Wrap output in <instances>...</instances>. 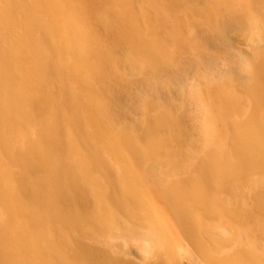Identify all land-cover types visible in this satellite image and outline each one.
Masks as SVG:
<instances>
[{
	"label": "bare ground",
	"instance_id": "obj_1",
	"mask_svg": "<svg viewBox=\"0 0 264 264\" xmlns=\"http://www.w3.org/2000/svg\"><path fill=\"white\" fill-rule=\"evenodd\" d=\"M98 1L102 13L89 21L90 13H98L94 0H0V75L4 76L3 80L19 82L13 93L17 107L11 104L0 110L4 115L0 119V139L10 151L14 148L13 136L8 135L11 132L21 135L17 140L34 143L27 137L28 133L36 132L37 125L40 128L41 116L48 110L41 101L42 92L53 104H60L61 91L48 89L46 83L51 80L59 89L67 84L71 73H64L62 64L67 55L75 68L74 76L89 78L95 83L104 78L114 85L116 96L132 117L140 105L154 106L144 97L146 88L151 87L159 95L183 92L190 99L189 96L195 97L196 83L193 85L194 82L188 80L189 73L204 66L214 75L215 64L219 60L224 62L221 57L205 54L196 55L181 66L178 64L176 70L161 65L167 53L159 47H163L162 44L169 47L178 41L170 33H163L162 28H156L151 17L154 6L148 0ZM166 3L175 11L183 9L177 3L167 0ZM201 17L211 23V8L206 7ZM253 21L249 19L245 23L252 26ZM243 26L238 17H231L226 23L216 24L217 28L210 29V34L201 29L198 34L206 36L207 41L223 37L218 41L228 47L227 32L232 28L243 29ZM20 27L27 33L21 32ZM258 34L254 41L264 42V37L260 39ZM5 47H33L34 50H29L32 63L19 67L15 55ZM52 47L70 49L60 52ZM116 53L122 57L115 59ZM231 59L232 69L246 81V75L241 72L248 63ZM88 60H93L94 67ZM141 61L150 66L158 81L145 86L144 80L148 79L140 77L141 70L137 67ZM4 64L9 68L3 73ZM47 66H51L52 72ZM112 68L119 70L116 77L110 74ZM119 86L124 91L117 93ZM0 90L7 97V91ZM247 92L255 97L264 89L249 84ZM256 98L255 107L260 105ZM213 100L230 114L238 109L239 102L223 91H216ZM188 109H192L191 106ZM32 111L37 117H31ZM86 111L90 115L95 113L91 107ZM205 113L206 109L204 112L187 110L192 128L187 130L191 133L186 139L198 155L202 153L201 160L207 167V171L197 170L195 174H187L192 164L180 157L187 149L180 144L178 151L168 153L173 158L171 173L174 174H161L156 163L151 162L154 156L146 139L135 143L134 147L142 163L153 164L148 166L149 174L130 173L128 163L119 156L125 148L121 135L101 123L100 128L92 132L94 146L106 152L109 159L113 158V165L117 164L106 177L95 175L93 159L75 152L73 159L59 153L54 156L68 176L47 179L45 163L37 159L35 173L13 177L8 171L11 169L9 161L0 150L3 165L0 185L4 189L0 188V258L6 259L5 264H264V120L259 118V132L255 137L243 130L231 141V135L207 131L210 121L199 120ZM139 121L141 126L158 131L167 126L162 120ZM39 131L49 132L50 127L43 126ZM176 132L178 144L185 133L178 128ZM201 140L205 142L198 144ZM104 141H109L110 147ZM233 146L246 147L245 157L225 154L227 149H234ZM159 147L165 149V146ZM213 156L217 158L212 162ZM224 159L231 162V173L220 165ZM24 162L19 164L21 170ZM247 164L253 172L251 168L246 170ZM109 168L108 165L107 170ZM256 174L261 177L254 176ZM69 190L79 195L87 210L72 206L66 209L68 214L64 218L53 209L61 204ZM7 199L11 204H5L3 200L8 203ZM29 201L42 204L30 207ZM14 216L18 221H13ZM33 232L44 238V247H38L36 240L30 247ZM6 237L10 238L8 250Z\"/></svg>",
	"mask_w": 264,
	"mask_h": 264
},
{
	"label": "rangeland",
	"instance_id": "obj_2",
	"mask_svg": "<svg viewBox=\"0 0 264 264\" xmlns=\"http://www.w3.org/2000/svg\"><path fill=\"white\" fill-rule=\"evenodd\" d=\"M148 1L154 6V11L151 10V17L156 22V28H162L163 33H170V35L178 41V43H175L172 46L169 45V47L166 46V44H162L163 47H159L167 53L166 60H163L164 63L161 61V65L163 64L170 67L172 70H176L178 64L181 66L183 63L185 64L187 60H191L196 55L203 56L205 54H213L216 57H221L224 59V62L219 60V63L215 64L213 69L214 75L210 73L211 70H207L204 66H201L200 70H197V72L193 71L189 73L188 80L193 81V85L196 83L195 97L189 96L190 99H187V94L183 92H173L172 94L171 92H163L159 95L158 93L153 92L150 89L151 87H148V89L145 87L147 92L144 97L154 106L150 108L149 105H140L136 115L133 114L132 117V114L126 110L122 103L123 101L116 96V92L113 88L114 85L104 78L101 82L95 83L89 78L84 79V77L81 76H74L75 68L71 66V59H69L68 55L65 56L64 62H62L64 73L68 71L71 73L67 84L64 85L62 89H59V87L51 80H48L46 83L48 89L61 91L60 104H53L51 99H49L44 92L40 95L42 103L48 108L47 113H44L41 116L43 123L40 124V128L43 126H49L50 131L41 132L37 125L36 132L32 131L31 133H28L27 136L30 141H33L34 143L28 141L25 142V139L23 142L22 140H17L21 137L17 131L9 133L8 135L12 134L13 136L14 148L12 151L5 147L3 141L0 139V150L4 153V159L9 161L8 165L11 166V169L9 168L8 171L13 177L19 178V176L26 175V173H35L36 166H34V163L36 164L35 160L37 159H41V161L45 163L44 175L47 179L52 181L57 180L59 177L63 178L68 176L66 171L59 166L54 156L59 153L64 154L67 158L71 157V159H73L74 152L89 157L95 161V169L93 172L95 173L96 170V176H108L114 171L113 168L117 166V164L113 165L114 159H109V157L106 156V152L99 150L94 146L95 140L92 132L94 129L100 128L99 123L105 125L104 128L112 129L121 135L125 148L119 152V156L128 163L130 173L140 172L147 175L149 174L148 166H150L151 163L149 165L142 163L136 153L137 150L134 147L135 143L142 142V140L145 141L144 139L147 140V145L154 156V159H152L153 161L151 160V162L156 163V168L159 169L158 171H160L161 174L166 176L174 174L173 172L171 173L173 170V158L168 153L170 151H178L179 144L182 147L187 148L186 153L180 157L184 159V161L187 160L189 164H192L191 166H193H190V169L192 170L187 171V174H195L197 173V170L207 171L206 165L203 164V161L201 160L202 153L198 155L192 144L186 139L189 136L188 133H191V131L187 130L192 128V122H190V119L187 116V110H195V112L202 110L204 112L206 109L207 113L202 117L200 116L201 118L199 120H202V122L210 121L209 124L207 123V126L210 128L207 131L215 132V134L220 133L223 136L231 135V141L234 139V136L241 133L243 130L254 137L256 133L259 132L257 129L258 120L259 118L264 120V92L252 97V95L247 92V88L249 84H255L264 89V65H262L264 62V42L260 43L259 41V43H257L254 41L255 37H257L255 35L258 33L259 38L260 36L264 37V0H167L168 2L177 3L183 7V9L178 11L170 8V3H166V0ZM94 5L98 13H90L87 16L89 21H94L96 16L98 17L99 13H102L99 9L100 3L98 0H94ZM206 7H210L212 10V18L210 19L211 23L209 24L207 23V20L201 17L203 10ZM108 16L112 17L110 13H108ZM231 17H238L245 24V27L243 26V29L232 28L227 32V37L229 38L228 47L220 45L218 40L223 37H220L219 39L215 37L207 41L205 39L206 36H200L198 34L199 29L210 34L209 30L217 28L215 27L216 24L226 23V20L228 18L231 19ZM249 19L254 20V25H246L245 21ZM156 28H152V31L158 34L159 32ZM18 29L21 32L27 33L26 29L23 27ZM18 29L17 31H19ZM5 48L15 55L14 58L18 61L19 67L20 65L22 66L24 64L32 63L29 50H34L33 47ZM52 48L60 52L66 48L70 49V47ZM200 52H202V54H199ZM121 57L122 56L118 53L114 54L115 59ZM231 58L245 60L248 63V65H244L243 71L241 72L246 75V81H243L242 77L237 76L236 70L232 69L233 66L230 64V60H232ZM88 64L93 65L94 67L93 60H88ZM1 67H3V73L9 68V66L5 64ZM137 67L141 70L140 77L143 76L144 79H148L147 81L144 80L145 86L158 81L156 79L157 76H154V73L146 62H139ZM47 70L51 71V66H47ZM111 70L110 74L113 77H116L119 74V70L116 68H112ZM2 77L4 76L1 74L0 89L7 91V97L2 95L0 90V110H4V107L8 108L11 104L16 108L18 101L15 104L16 98L13 96V93L14 90L19 87V82L18 80H3ZM73 77H76L78 81L75 78L73 79ZM116 90L118 93L121 90L124 91V88L119 86L118 88L116 87ZM216 91H223L233 96L235 99L234 101L236 103L239 102L237 103V111L230 114L228 111H225V108L218 105L213 100ZM254 98L259 100L260 105L255 107ZM20 105L22 107V102ZM204 105L206 108L203 107ZM190 106L192 109H188ZM89 107L95 111L94 115L87 113L86 108ZM32 113L31 117H37L34 111H32ZM207 115L209 116V119ZM0 116V119L4 118V115L0 114ZM139 120H146L147 122L162 120L167 123V126L162 132L155 128L141 126ZM197 121H194V123L197 124ZM238 123L243 124L239 125L242 126L241 128L238 126ZM177 128L179 131L185 133V136L183 134V139L179 141L178 144ZM204 142V140H201L198 141V144ZM58 143L60 144L59 147H57ZM104 143L107 145L110 144L109 141H104ZM160 145L163 148L165 146V149L160 148ZM233 147L234 149L232 150L227 149L225 154H240V157H245L246 147ZM112 148L115 147L112 146ZM68 149L70 150L68 151ZM216 158V156H213L211 161H216ZM22 161H25V166H23L24 168L21 170L19 164ZM75 161L80 163L78 159H75ZM230 163L229 159H224L220 163L227 173H231L232 171ZM108 165L111 168L107 170ZM2 166L0 164V176L3 174ZM246 167V170L251 168L248 164ZM251 170L253 172L252 168L250 169V172ZM254 176L261 177L259 174ZM0 188L3 189L2 185H0ZM7 200L9 201L8 203H6V200H3L5 201V204H11V200ZM38 204L42 203L37 201L28 202L30 207H37ZM72 206L76 209L84 208L79 195L69 190L67 191V194L64 195L61 204L54 207L55 209H53V211L59 216L65 218L66 214H68L67 210L71 209ZM82 210L85 212L87 209L84 208ZM12 219L13 221H18L15 219V216L14 218L12 217ZM32 235L33 238L30 237L32 241V243L29 244L30 247L34 246V240L39 241L37 243L38 247H41V245H43V247L45 246L44 238L41 235H38V232H33ZM72 239L74 240L75 236H72ZM9 242L10 238L6 237V250L9 248ZM5 261V258L4 260L0 258V264H5Z\"/></svg>",
	"mask_w": 264,
	"mask_h": 264
}]
</instances>
